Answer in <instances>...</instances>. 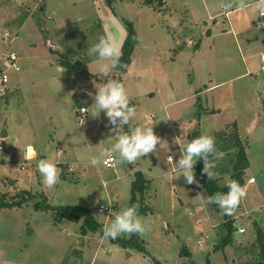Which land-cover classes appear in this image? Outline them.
<instances>
[{"label":"rangeland","instance_id":"374dc122","mask_svg":"<svg viewBox=\"0 0 264 264\" xmlns=\"http://www.w3.org/2000/svg\"><path fill=\"white\" fill-rule=\"evenodd\" d=\"M250 1L243 0L244 8L225 10L226 0H167L160 10L143 0H0V63L14 51L19 66L18 71L6 69L7 90L0 95V132H8L0 137V199L17 202L0 205V264L261 260L253 221L264 229V17L256 15L257 1ZM126 21L137 34L131 62L105 76L100 66L109 61L90 55L88 48L103 37L121 49ZM54 50L80 64L59 69ZM108 80L123 83L135 105L132 128L151 126L161 138L156 151L133 162L113 154V167L90 163L116 141L104 111L93 116L95 94ZM81 107L87 112L80 113ZM256 114L257 128L249 131ZM233 122L249 161L247 195L227 215L233 219L231 243L215 250L225 233L226 214L208 202L197 165L199 184H189L177 177L176 161L194 137L216 138L219 131L229 135ZM27 144L38 152L36 157L25 158ZM235 151L210 158L219 186L231 181ZM41 160L59 169L53 187L43 183L37 167ZM135 170L149 180L137 201L149 231L135 233L148 254L121 241L102 240L103 234H82V219H55L58 208L82 205L104 228L128 207ZM250 176L255 182L248 183ZM140 202L147 208L144 213ZM100 204L108 205L110 213L98 212ZM241 226L245 232H238Z\"/></svg>","mask_w":264,"mask_h":264},{"label":"clouds","instance_id":"9594fccd","mask_svg":"<svg viewBox=\"0 0 264 264\" xmlns=\"http://www.w3.org/2000/svg\"><path fill=\"white\" fill-rule=\"evenodd\" d=\"M234 6L244 8L243 0L236 5L234 0H226L224 4L225 10H230ZM256 15L264 16V0H257L254 5ZM90 55H95L101 60H107L100 66V71L107 76L110 71L120 64L122 55L121 49L108 38H100L93 46L88 48ZM95 115L98 116L103 110L108 122L110 132H114L116 137L115 143L110 149V153L118 154L122 161L133 162L140 157H144L154 150L161 143V138L153 131V127H136L133 129L130 121L136 116L135 105L130 104L129 94L124 86L118 80H108V82L98 89L95 94ZM86 110V109H85ZM126 125L130 126V131L125 132ZM216 151L215 139L211 135H200L183 147V153L176 161V175L183 176L187 183L199 184L194 174V165L199 160L203 161L204 167L202 174H206L209 179L214 178L215 164L209 159ZM111 159L109 153L101 152L98 156H93L90 163L92 165H100L107 163L105 157ZM39 172L43 178V183L48 187H53L59 180V169L54 162L41 160L37 165ZM228 191L226 193H216L208 197V202L216 203L226 215H231L239 205L241 199L247 195L245 186H241L239 182L232 180L227 184ZM149 231V224L138 213L137 206H129L116 213L110 224L103 228L104 239L115 240L122 234L137 233L144 235ZM99 235V233H98Z\"/></svg>","mask_w":264,"mask_h":264},{"label":"trees","instance_id":"16d2710c","mask_svg":"<svg viewBox=\"0 0 264 264\" xmlns=\"http://www.w3.org/2000/svg\"><path fill=\"white\" fill-rule=\"evenodd\" d=\"M156 2V3H155ZM144 5H148L154 9H160L163 4V0H143ZM157 4L158 7L155 6ZM161 10V9H160ZM127 27V35L122 43L121 52L122 55L120 57V64L117 65L114 69L116 71L124 70L131 62V54L133 53V49L135 44L137 43V34L135 28L131 22L126 21ZM54 53L57 54L58 64L65 68H73L80 64L79 60L71 61L66 53H58L54 50ZM233 132L227 135L224 131L217 132V137L215 139V147L216 151L214 155L209 157L213 158L218 153L225 152L231 148H235L234 158L232 160L230 179L239 182L241 186L244 184V170L248 167V158L245 151V146L242 144V141L237 133L236 124L232 123ZM196 138V137H194ZM193 138V139H194ZM192 139V140H193ZM197 171L201 176L202 183L200 184V188L206 190L209 196H212L216 193H226L228 191L227 185L219 186L216 183L215 179H209L206 174H202V169L204 167L203 161L199 160L197 162ZM213 171H217L216 168ZM227 169H224L223 172H227ZM134 179L131 181V190L130 197L128 202L129 206H137V201H142L143 194L147 190L149 186V180L146 179L141 172V170L134 171ZM16 201H12L11 203L3 202L0 199V205L3 204H16ZM140 212L144 213L147 211V208L140 202ZM216 204V203H215ZM55 219L57 221H61L63 219L71 220L74 222L82 219V223L80 225V231L82 234L91 231L95 234L102 235L103 234V225L99 221H97L93 215L82 205H66L65 207L58 208L57 214L55 215ZM222 225L225 228V233L219 238V240L214 244V249L218 250L220 248H224L229 245L232 241V230H233V219L225 215V220L222 221ZM254 229L256 233V240L260 247L261 260L258 262H243L241 264H264V229H262L257 223H254ZM130 240L123 241L121 238L117 237L114 242H123L131 247L137 248L145 254H148V251L142 245L137 238H135V233L131 234ZM186 255L189 252L185 249L183 251ZM153 260L158 263L154 258ZM209 264V261L207 262Z\"/></svg>","mask_w":264,"mask_h":264},{"label":"built area","instance_id":"2783aa9c","mask_svg":"<svg viewBox=\"0 0 264 264\" xmlns=\"http://www.w3.org/2000/svg\"><path fill=\"white\" fill-rule=\"evenodd\" d=\"M261 17H264V16H261ZM4 35L7 36L8 33L5 32ZM6 58L7 60L4 61L3 64L0 63V95H4L7 90V83L9 81V76H8L6 69L13 68L15 71L19 69V66L15 62L17 55L14 51H11L9 54H7ZM261 60H262L261 69L264 70V56H262ZM79 112L85 113L87 112V110L81 107ZM108 153L112 156V158L108 159V157L106 156L105 159H107L108 162L106 164L105 163H102V164L105 165L106 167H113L115 163V157L112 153H110V151ZM249 180L254 181V178L251 177ZM97 211L100 213H110L111 210L108 207V205L100 204L99 207L97 208ZM238 231L244 232V228H240Z\"/></svg>","mask_w":264,"mask_h":264},{"label":"crops","instance_id":"0c3cea01","mask_svg":"<svg viewBox=\"0 0 264 264\" xmlns=\"http://www.w3.org/2000/svg\"><path fill=\"white\" fill-rule=\"evenodd\" d=\"M18 1H20V0H18ZM110 1V0H109ZM163 1H166V3H167V0H163ZM255 1H257V0H252V1H250V2H248V3H254ZM165 3V4H166ZM247 3V4H248ZM161 7V9L162 8H164L163 6H160ZM235 9H238V8H235ZM199 45V44H198ZM55 58H57L56 56L54 57V59ZM72 61V60H71ZM73 61H75V60H73ZM59 65V64H58ZM60 66V65H59ZM62 67V66H61ZM59 69H61L60 67H59ZM19 70V69H18ZM18 70H16V71H18ZM262 70V69H261ZM15 85L16 86H20L21 85V83L19 82V81H17L16 83H15ZM257 121H258V115L256 114L255 115V118L251 121V123L248 125V130L249 131H255V129L257 128ZM233 123H235L236 124V122H233ZM6 131V136L8 135V132H7V130H5ZM30 148V149H29ZM31 150H32V153H31ZM39 151H42L41 149L39 150ZM60 150H58V153H60L59 152ZM245 151H246V148H245ZM38 152L35 150V148L31 145V144H27L26 145V150H25V158H34V157H36L35 155L37 154ZM41 155H43V156H45L44 154H41ZM246 155H247V153H246ZM248 158V157H247ZM248 165H249V161H248ZM247 169H248V167L244 170V175H243V178H244V184H243V186H245V175H246V171H247ZM215 172H217V171H215ZM252 176H250V177H248V183H253V182H255V179H254V181H250L249 179L251 178ZM232 218V217H231ZM225 219V218H224ZM253 223H257L258 224V222L257 221H253ZM259 225V224H258ZM260 226V225H259ZM240 228H244V226H241ZM240 228H238V230L240 229ZM239 232V231H238ZM244 232H245V228H244Z\"/></svg>","mask_w":264,"mask_h":264},{"label":"water","instance_id":"95a60500","mask_svg":"<svg viewBox=\"0 0 264 264\" xmlns=\"http://www.w3.org/2000/svg\"><path fill=\"white\" fill-rule=\"evenodd\" d=\"M16 1H18V0H16ZM197 46H198V44H197ZM133 56V55H132ZM60 68H62L61 66H59ZM6 136V131H5V129H3L1 132H0V137H5Z\"/></svg>","mask_w":264,"mask_h":264},{"label":"bare ground","instance_id":"6f19581e","mask_svg":"<svg viewBox=\"0 0 264 264\" xmlns=\"http://www.w3.org/2000/svg\"><path fill=\"white\" fill-rule=\"evenodd\" d=\"M30 149V148H29ZM31 153H32V150H31Z\"/></svg>","mask_w":264,"mask_h":264}]
</instances>
